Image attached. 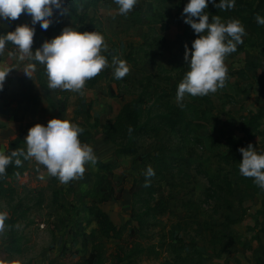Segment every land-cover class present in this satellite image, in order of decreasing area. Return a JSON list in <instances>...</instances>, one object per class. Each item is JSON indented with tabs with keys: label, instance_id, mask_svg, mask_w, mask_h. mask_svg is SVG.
<instances>
[{
	"label": "trees",
	"instance_id": "trees-1",
	"mask_svg": "<svg viewBox=\"0 0 264 264\" xmlns=\"http://www.w3.org/2000/svg\"><path fill=\"white\" fill-rule=\"evenodd\" d=\"M88 1L95 14L87 25L79 29L85 44L81 64L71 53L68 38H58L42 26L30 32L0 28V41H5L8 49L24 48L33 62L42 67L57 69L60 62L64 61L70 66L71 78L80 95L108 76L109 63L120 54V44L115 41L108 50L103 48L105 31L99 10V3L103 0ZM165 1L161 0L162 3ZM81 7V0H72L70 15L77 14ZM185 13L184 30L178 38L180 60L171 68L157 64L156 73L143 75L137 95L123 105L113 123L114 128H110L108 133L109 139L117 142L125 129L119 127L127 125L126 139L117 152L130 156L132 166L140 163L143 168V173L134 180L131 188V219L118 226L99 207L100 203L121 199L123 187L114 183L110 164L97 163L100 169H106L98 182L99 190L94 194L95 205L90 207V213L97 219V227L91 232L94 238L91 253L78 264H144L143 258L151 257L160 260L151 264H188L190 258L191 264H204L196 241L210 234L213 243L221 242L217 225L210 219L214 215L223 217L228 224L237 221L231 216L237 204L234 188L243 186L255 194L264 195V178L250 172L238 154L240 149H247L249 142L246 138H253L259 132L264 136V130H260L261 112L245 118L246 137H226L227 153L220 154L219 159L230 167V172L210 176L201 163L196 167L193 164L195 159L201 158L197 146L204 143L198 135L199 131L217 118L208 71L215 65V60L203 41L220 47L225 32L241 41L240 30L247 28L250 37L256 40L254 44L264 47V0H185ZM169 17L170 12L164 5L152 15L151 30L155 36H147L143 42V49L148 56L161 55L167 47L165 32L171 27ZM2 50L3 46L0 45V61ZM39 79L47 91L51 106L59 112L66 111L69 95L66 93L63 99L54 101L43 72ZM173 81L175 83L170 86ZM179 84L184 95L174 101L173 91H178ZM108 93L122 97L111 85ZM260 94L264 96V84ZM89 135L88 130H81L79 141L87 143ZM33 157L34 151L27 146L25 131H21L9 141L1 162L0 222L10 231L5 247L7 262L27 251V237L18 231L17 226L20 219L28 215L30 208L25 207L21 199L7 209L4 203L18 198L17 183L29 172ZM195 172L205 175L209 183L200 195L196 194ZM180 195L181 206L187 216L177 225L185 234L188 233L190 242L173 230L162 234L169 238L162 246L145 242L144 238H148L152 229H165L167 224L162 218L171 214V201ZM40 202L38 198L37 203ZM208 206L212 208L210 214L207 212ZM201 217H204L203 220H200ZM133 221L137 224H133ZM261 231L264 232V227ZM104 239H118L121 242L110 253H106ZM164 250L168 252L167 256H164ZM261 263H264V258L258 260V264ZM12 264L29 263L14 260Z\"/></svg>",
	"mask_w": 264,
	"mask_h": 264
},
{
	"label": "rangeland",
	"instance_id": "rangeland-1",
	"mask_svg": "<svg viewBox=\"0 0 264 264\" xmlns=\"http://www.w3.org/2000/svg\"><path fill=\"white\" fill-rule=\"evenodd\" d=\"M161 5L167 6L170 12L168 19L171 27L165 32L167 47L161 55L151 57L144 51L143 42L147 36H155V32L151 30L152 15L161 10ZM109 11L108 16L114 12L123 14V23L117 24L123 25V28L118 29L109 24L108 33H105L103 39V48L109 47L110 43L115 41L120 44V54L109 63L110 73L107 79L99 83L94 91L89 89L82 96L72 97L68 110L64 112L56 110L52 115H47L42 111L27 115V107L31 103H36L39 97L35 96L31 101H24L21 97L16 99L11 95L17 88H12L13 92H9L6 86L10 81L5 82L0 79V167L9 141L22 131V127L27 123L32 124L33 119L35 122L47 124L43 133L39 128L34 127V124L27 125L25 128L28 147L37 152L34 151V161L31 163L29 172L17 183L18 198L4 203L7 209L12 203L21 199L25 207L30 208L28 215L22 217L17 226L18 231L27 237V251L22 256L11 258L7 262L5 247L10 238V231L0 222V264H12L14 260L41 264L52 250L61 248L67 250L74 247L73 245L77 248V241L73 240V233L75 234L76 231H69V226L74 224L71 212L75 211L74 208H70V202L78 194L81 201L79 210L86 216V220L84 226L76 230L77 232L86 231L90 235L86 239L91 240V232L94 229L93 219L86 208L91 206L88 205L89 200L94 199V194L99 190L98 182L106 172L104 168L99 169L97 163H109V158H107L109 155H96V153L101 154L105 151L104 147L96 145L100 141L99 134L94 138L95 143L93 144H90L89 140L86 144H82L75 140V135L79 136L81 130L85 131L86 128H97L99 124L101 125L104 117L100 115H105L103 112L105 109L112 107L113 110H117L124 98L134 99L139 91L140 79L144 74L156 73L157 64L171 68L180 60L178 38L183 33L185 25V0H166L163 3L161 0H141L139 2L138 0H125L114 3ZM159 27L160 24L157 25V28ZM239 37L241 41L225 32L220 47L208 43L207 40L203 41L215 60V65L208 71L212 81V98L217 104L214 111L217 118L208 122L199 131L198 135L203 138L204 143L197 146L201 158L195 159L193 164L196 167L201 163L210 176L230 172V167L221 163L219 155L227 153L226 137L229 135L246 137V117L261 112L263 117L260 130H264V96L260 94V88L264 84V47L254 44L256 40L250 37L247 28L240 30ZM81 52L83 54V51ZM6 63L11 64L10 57ZM24 65L25 61H21L19 65L15 63L10 68V74L8 73L9 79L21 87L28 85L27 83L31 80L30 74H32L29 67L24 69ZM55 74L57 75L55 80L64 79L63 82L66 83L72 81L70 72L63 75L60 69L55 71ZM174 83L173 81L170 86ZM58 84L61 85V82L59 81ZM110 85L113 86L115 92L122 94V98L111 96L108 93ZM180 85L178 91H173L174 101H178L184 95L180 91ZM114 114L115 112H112L107 115L113 116ZM95 118L96 121L93 120ZM115 119L116 117L107 118L105 133L108 141L118 149L126 139L127 125L119 127L125 129L117 138V142H112L108 133H110V128H114ZM89 133L91 135L92 132ZM246 141L249 142L247 149H240L238 154L246 162L250 172L258 177L264 176V136L259 132L253 138H246ZM115 155L117 162L109 163L111 166L109 170L112 172L116 186H124V189L127 188L126 191H128L134 180L143 173L142 165L137 163L132 166L131 157L119 155L117 151ZM231 178L233 179L234 176ZM208 185L207 177L196 173V194L200 195ZM166 190L169 192V189ZM234 190L237 204L231 216L232 218L238 217L237 221L228 224L223 217L214 215L210 219L217 225L216 229L220 233L221 242L213 243L210 234H205L203 238L199 237L196 241L204 264H258L257 261L264 258V235L262 239L260 233L264 227V195L255 194L243 186H236ZM85 197L88 201L83 200ZM38 198L41 200L40 203H37ZM181 198L182 195L171 201V214L162 218L167 224L165 229L163 227L152 229L148 233V238H144L145 242L156 246L158 243L162 246L169 239L163 237L162 234L167 233L168 230L179 233L188 243L190 242L188 233L185 234L177 225L187 216L182 209ZM120 201L129 206L128 211L130 212L132 199L127 200L124 195ZM104 207L114 211L113 217L117 223L124 221L116 211L121 208L118 204L106 203ZM206 208L210 214L212 208L209 206ZM203 218L201 217L200 220ZM80 237L83 239V236ZM103 241L106 253L121 242L118 239H104ZM56 245L58 248H55ZM89 248H91V243ZM83 250V254L88 252L87 248ZM167 255L168 252L164 250V256ZM143 259L144 264L160 261L153 257ZM188 262L191 264V258Z\"/></svg>",
	"mask_w": 264,
	"mask_h": 264
},
{
	"label": "crops",
	"instance_id": "crops-1",
	"mask_svg": "<svg viewBox=\"0 0 264 264\" xmlns=\"http://www.w3.org/2000/svg\"><path fill=\"white\" fill-rule=\"evenodd\" d=\"M71 1L72 0H0V28L1 29L2 28H17V29H22V30L27 31V32L32 31L37 26H42L44 28H47L56 37H58V38H65L66 37L69 39V41L71 43V53L75 57L76 61L79 64H81L80 58L84 54L85 44L82 41V36L79 34V29L83 25H87L89 23L90 19L95 14V10L89 4L88 0H81L82 7L77 11V14H74L73 16H71L70 15ZM124 1L125 0H119V1L103 0L99 3V10H100V14H101L102 19H103L104 31L106 34L108 33V29L110 27L109 24H111L112 27H115L118 29L123 28V25H121V26L117 25L118 23L119 24L123 23V20H124L123 14L114 12L112 15L108 16L109 15L108 13H110L109 9H110V7L114 6V3L124 2ZM139 1H141V0H138V2ZM127 15L128 14H126V16ZM5 44H6L5 41H0V45L3 46L2 60L0 61V79H2L5 82L7 80L10 81V83H7V86H6L9 92H13L12 88H17L15 90V93H13V95H11L12 97L14 96L16 99L21 97V99H24V101H31L33 99V97H35V96L39 97V99L36 103H31L29 105V107H27V110H26L27 115H29L30 113H34L35 111L36 112L42 111L47 115H49V114L52 115L56 111V109L51 106L49 99H48V96H47V91L45 90V88L42 86V84L40 82L39 76H40L41 72L44 73L45 80H46V83L48 85L49 93L52 96L54 101H59L60 99H63L65 97L66 93L69 95L66 110H68L70 108V103H71L72 97L76 96V98H77L79 96H82L86 91L89 90V89H87L84 93L79 95L77 93V89H76V86H75L73 80L66 83V82H63L64 79H61V80L60 79H58V80L54 79L55 76H57L55 74V71L60 70V69L63 71V75H66V72H70V74H71L70 66L68 64H66L64 61L60 62L59 68H57V69H50L48 67H42V66L36 65L33 62L30 54L24 48L15 47L13 49H8L5 47ZM111 46H112V42L110 43L109 47L104 48V49L108 50ZM81 51H83V54ZM9 57L11 60V64L6 63L9 61ZM21 61H25L24 69L29 67V70L32 73V74H30V78H31L30 82L27 83L28 85L23 86V87H21L20 85H15L13 80L9 79L10 75H8V73L10 74V72H11L10 68L13 67V65L15 63H18V65H19V63ZM8 69H10V70L8 71ZM76 73H77V71H76ZM106 79H107V77L103 78L101 81H99V83L104 82ZM59 81L61 82V85L58 84ZM98 84L95 85L93 88H90V89H93V91H94L96 89L95 87L98 86ZM67 87H69V88H67ZM60 90L62 92H60ZM61 93H62V95H61ZM15 95H18V96H15ZM113 99L116 100L117 98L113 97ZM131 100L132 99L124 98L123 102L121 103L120 107L117 110H113L112 107H109V109L108 108L105 109L103 111L105 113L104 116L100 115L98 113V115H100L101 117H104V118H102V120H103L102 124L101 125L99 124V126L97 128H86L89 132H92L90 137H89V143L90 144L95 143L93 141H94V138L97 136V134L100 135L99 144H96V145L99 147H104L105 151L101 154L96 153V155H98V156H102V155L108 156L109 155L107 158H109V163H111V164H114L115 162H117L116 161L117 156L115 155V151H117V147H115L114 144H112L111 142L108 141V138H107L106 133H105L106 120H107V118L116 117L117 114L119 113V111L121 110V108L123 107V105L126 102L131 101ZM233 102H235V100H233ZM216 106H217V104H216ZM112 112H115V114L113 116L107 115L108 113H112ZM255 112L256 111H254V113ZM256 113H258V112H256ZM94 114H95V112H94ZM93 120L96 121V118ZM33 121L34 122L32 124L27 123L26 126L22 127L21 130L25 131V128H27V125H33L34 124V127L36 126L37 128H39L41 132L45 131V128H46L45 126L47 125L46 123L35 122V119H33ZM261 128H262V126H261ZM34 131H36V130H34ZM27 137H25V138L27 139ZM54 139L56 140V138H54ZM75 140L79 141V136L77 134L75 135ZM80 143H82V142H80ZM82 144H86V143H82ZM27 146H28V143H27ZM28 148L31 149L30 147H28ZM33 151L37 152L36 150H33ZM33 159H34V157H33ZM33 159L30 162V168H31V163L34 161ZM130 162H131V160H130ZM109 163L104 162V164H109ZM261 178H264V176H261ZM132 186H133V184H132ZM132 186H130L128 191H126L127 188L124 189V186H123V196L125 195V198L127 200L130 198L132 199V195H131ZM122 198L117 199V200H110V201L103 202V203L99 204V207L103 211H105L110 216V218L113 220V222L118 226L123 225L124 224L123 222H126L129 219H131V209L129 212L128 211L129 206L121 203L120 200H122ZM83 200L88 201V200H86V197ZM89 201L90 202L88 205H91L90 207L95 205L94 199L89 200ZM80 203H81V201L79 200V194L75 198L71 199L70 208H74L75 211L73 213L71 212V214H73L72 219L74 221V224L73 225L71 224L69 226V231L70 230L76 231L75 234L73 233V235H74L73 240L77 241V248L80 250L78 251V249L75 247V245H73L74 247L67 249V250L66 249L64 250L62 248L60 250H52L51 253H48L45 256V258H44L45 260L43 259L44 262H42L41 264H78L79 262H81L83 260L84 257H88L89 254L91 253L92 243H93L94 238L92 237L93 238L92 239L90 237L92 241L88 240V239H86V237L88 238V236H90V235H88L86 233V231L77 232V230H76L78 228H82L84 226L85 220H86V216L82 213V211L79 210V209H81ZM106 203L118 204L121 207L120 210L117 209L116 211H117L118 215H121L122 220H124L123 222L120 221V223H117L114 220V217H113L114 211H112V209L105 208L104 205ZM90 207H88L86 209H87V212L90 215H92L90 213ZM259 208L261 209L262 207H259ZM258 210H257V213H258ZM237 218L234 217V219H236V220H237ZM91 219H93L92 220L93 228H96L97 227L96 217L92 215ZM133 223L137 224L135 221ZM260 233H261V238H262L264 235V232L260 231ZM80 236H83V239ZM90 243H91V248H89ZM56 244H57V242H56ZM55 248H58L57 245ZM84 248H87L88 252H86V253L84 252V254H83L82 250ZM257 263H258V261H257Z\"/></svg>",
	"mask_w": 264,
	"mask_h": 264
}]
</instances>
